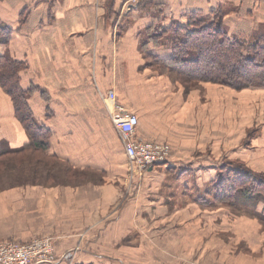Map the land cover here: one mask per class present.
I'll return each instance as SVG.
<instances>
[{
	"label": "crops",
	"instance_id": "crops-1",
	"mask_svg": "<svg viewBox=\"0 0 264 264\" xmlns=\"http://www.w3.org/2000/svg\"><path fill=\"white\" fill-rule=\"evenodd\" d=\"M219 6L229 10L225 25L230 34L249 35L264 23V0H0V21L9 26L4 17L11 13L8 16L17 24L7 50L14 59L27 63L21 73L22 86L36 87L30 107L37 122L51 133L48 154L67 162L77 173L101 175L107 182L104 188L109 189L102 207L77 198L78 211H66L63 218L49 219L45 227L31 231L22 222L13 224L0 216V236L6 240L17 236L23 243L52 238L58 257L70 256L56 264H172L154 254L141 237L150 241L158 233L167 235L177 226L175 220H189L182 202L198 209L193 218L200 230H220L219 223L235 229L237 216L229 211L210 209L197 203L201 197L196 204L173 191L176 186L185 192L193 184L206 193L222 168L218 155L189 156L185 151H192L191 144L186 143L182 145L188 154L173 156L170 163L145 173L135 170L131 174L107 100L115 92L116 102L139 117L138 140L156 142L180 134L184 126L170 122V117L177 111L185 113L182 105L187 102L175 96L176 88L167 77L147 67L139 34L160 20L183 25L188 13H207ZM151 53L168 59L171 48ZM0 99V142L20 149L29 138L1 87ZM192 139L193 135L188 136L187 141ZM243 149L240 157L238 149L230 150L234 156L227 162L262 174L264 169L253 170L242 162L251 153L249 146ZM89 235L96 240L86 241ZM79 236L85 238L83 244L72 249L80 243Z\"/></svg>",
	"mask_w": 264,
	"mask_h": 264
},
{
	"label": "rangeland",
	"instance_id": "rangeland-1",
	"mask_svg": "<svg viewBox=\"0 0 264 264\" xmlns=\"http://www.w3.org/2000/svg\"><path fill=\"white\" fill-rule=\"evenodd\" d=\"M6 14L4 20L9 26L2 21L0 24L9 28L14 27L11 29L15 32L17 24L8 16L11 13ZM23 18L21 17L20 20ZM144 62L148 68L156 70L150 66V60L145 58ZM166 77L176 88L175 96L187 102L186 105H182L186 109L185 113L181 114L177 111L170 117V122L177 124L180 122L184 126L180 134L175 133L172 134V138L156 141L171 147V157L188 154L185 152H190L189 156L218 155V164L222 165L225 173L228 174L227 171H230L243 174L250 170L240 164H230L227 161L234 156L230 150L234 152L238 149L236 156L240 157L239 154L245 152L243 147L249 146L251 153L247 152V161L242 162L253 170L264 169V90L237 91L223 84L173 81L170 76L165 75ZM192 135L194 139L187 141L188 136ZM186 143L191 144L192 151L184 152L186 149L182 144ZM168 163L170 162L167 161L165 165ZM10 164V172L5 175V181L1 183L0 179V190H2L0 216L5 215L13 224L22 222L30 231L32 227H45L49 219L63 218L66 211L73 213L78 211L80 206L77 198H82L85 204L92 201L102 207V201L108 197L109 189L104 188L107 182L101 175L58 169L50 176L47 173L50 169L42 166L41 169L44 170H41L40 175H35L32 158L26 159V163L23 164L18 161ZM18 168H22L21 172L14 170ZM129 169L131 174L135 170L139 171L131 167ZM173 178L175 179V176ZM259 181L263 182L264 187V178ZM259 181L253 182L252 196L247 198L243 193H239L233 205L209 206L210 209L214 208L226 213L229 211L237 216L235 229L219 223L220 230H200L196 227V223L199 222L193 218L196 217L198 209L188 202H182L183 212L189 214V220H175L177 226H174L167 235L158 233L150 241H148L149 237L141 238L147 241L145 245L150 246L154 254L172 264H264V189L262 188L263 193H259ZM129 185L131 184L128 182L127 187ZM190 186L192 188L185 192L174 186L173 191L187 195L196 203L199 197H204L206 189H199L193 184ZM125 188L123 184L122 191L127 196V188ZM229 189L226 187L224 191L228 192ZM16 192L21 194L17 198H9L10 194ZM197 203L200 205L199 202ZM223 208L227 210H220ZM31 214L37 216L31 220L29 218ZM96 215L97 213L94 212L93 216ZM182 221L184 223L180 225ZM186 223L187 227L184 226ZM10 227L13 233L17 232L14 226ZM10 238L12 240L0 236V242L23 243L16 240L17 236ZM85 238L86 241L94 242L97 237L89 235ZM85 238L79 236L80 243L72 249H78Z\"/></svg>",
	"mask_w": 264,
	"mask_h": 264
},
{
	"label": "trees",
	"instance_id": "trees-1",
	"mask_svg": "<svg viewBox=\"0 0 264 264\" xmlns=\"http://www.w3.org/2000/svg\"><path fill=\"white\" fill-rule=\"evenodd\" d=\"M228 13V9L219 6L207 13H188V22L183 25L174 20L169 23L167 19L160 20L140 32L141 50L155 71L170 76L173 81L223 84L237 91L264 89V23L258 24L249 35H233L225 25ZM13 33L11 28L0 24V50H5L0 53V87L10 97L29 142L20 149L0 142L1 183L10 172V163L23 164L28 158H32L35 175H40L42 167L50 169L47 170L50 176L58 169L76 172L67 162L48 154L51 133L37 122L29 103L37 89L22 86L21 73L28 68L27 63L14 59L7 50ZM166 46L171 48L168 59L151 53ZM14 170L21 172L22 168ZM227 172L220 169L218 179L201 198V205H233L239 193L247 198L252 196L253 182L264 178V174L252 171ZM258 186L259 193H263V182L259 181ZM226 187L230 188L228 192L224 191Z\"/></svg>",
	"mask_w": 264,
	"mask_h": 264
},
{
	"label": "built area",
	"instance_id": "built-area-1",
	"mask_svg": "<svg viewBox=\"0 0 264 264\" xmlns=\"http://www.w3.org/2000/svg\"><path fill=\"white\" fill-rule=\"evenodd\" d=\"M107 100L111 103V119L120 134L131 168L145 173L169 161L171 147L168 144L138 140L136 134L140 124L139 117L116 102L115 92H110ZM63 256L58 257L53 240L49 237L27 243L0 242V264H56L70 259L69 254Z\"/></svg>",
	"mask_w": 264,
	"mask_h": 264
}]
</instances>
